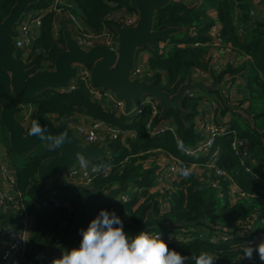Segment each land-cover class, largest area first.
I'll return each instance as SVG.
<instances>
[{
    "label": "trees",
    "instance_id": "trees-1",
    "mask_svg": "<svg viewBox=\"0 0 264 264\" xmlns=\"http://www.w3.org/2000/svg\"><path fill=\"white\" fill-rule=\"evenodd\" d=\"M55 1L37 0L23 16L24 19L40 16V27L30 46L15 53L25 67L52 69L56 56L64 50L63 30L69 31L72 36L81 32L99 34L105 27L111 31V26H121L120 20L114 15L135 14L126 0H63L62 4L56 6ZM250 1H172L155 13L153 29L160 31L168 27H180L185 28V31L161 42L166 43L162 49L157 44L155 52L144 48L150 55L148 66L155 72L149 81L154 80L158 88L169 94H174L195 70L207 71L214 83L225 80L215 99L219 107L225 108L220 112L218 108L213 110V122L224 127L226 132L215 139L216 157L212 156V152L201 157H187L178 150V144L193 148L202 140L196 130L200 99L194 95L186 96L181 103L182 109L188 113L187 123H183L172 110L165 119L153 122L155 129L163 122L172 121L176 126L175 136L168 131L151 136L146 129L148 108L139 115L119 113L115 103L104 96L95 100L92 92L99 89L79 79L70 85L72 89L45 90L25 103L36 108L30 116L27 130L31 128L33 120L39 122L48 119L55 123L78 120V124L87 123L77 118L83 116L90 122H102L122 132L116 140L108 143V157L92 165L97 171L93 174L90 187L96 193H105L123 186V193L128 198L107 203L103 209L115 211L121 220L135 224L142 223L150 210L155 217H167L177 226H160L149 233L160 234L170 249L188 257L207 251L217 258L214 264H247L248 260L240 249L242 242L238 241L235 233L249 230L251 237H257L264 232V174L259 173L258 180H255L246 171L250 161L257 163L264 158V16L252 14ZM14 4L15 0H0V21L5 19ZM209 10L216 12L223 46L229 45L233 56L238 58L237 62L227 64L217 74L209 68L211 46L207 45L210 41L208 33L214 25V20L208 15ZM111 16L113 19H110ZM193 44L198 46L193 47ZM236 81L240 101L238 111L230 112L227 107L230 101L225 95L226 85ZM229 113V121L222 122L220 118ZM233 134L248 145L250 160L246 159L244 165L231 152ZM0 144L6 149L5 158L9 160L15 176L14 190L9 195L14 197L15 193H19L20 196L15 200L34 217L26 246L15 264H48L51 257L56 258L51 255L55 242L63 239L73 221L72 217H66V206L54 207L45 195L37 194L39 184L36 170L43 159L56 153L43 143L37 148L40 155L37 151L27 156L15 153L8 144V135L1 123ZM155 150L179 158V168L189 167L192 162H217L228 178H215L212 172L203 176L192 172L187 179L178 176L171 180L169 189L164 193H149L157 177L154 172L157 165L152 162L144 166V163ZM252 165L257 171L256 166ZM211 182H218V188H212ZM231 182L249 196L237 197L236 202L231 203ZM21 227L20 211L12 208L5 213L0 211V244ZM218 234H226L231 238L210 241ZM168 237H172L173 241L167 242ZM76 243L79 242L72 240L69 245ZM253 260L256 264H262L258 256ZM188 264L193 262L189 260Z\"/></svg>",
    "mask_w": 264,
    "mask_h": 264
},
{
    "label": "water",
    "instance_id": "water-1",
    "mask_svg": "<svg viewBox=\"0 0 264 264\" xmlns=\"http://www.w3.org/2000/svg\"><path fill=\"white\" fill-rule=\"evenodd\" d=\"M130 9L137 15L134 26H111L115 34L117 47L110 50L106 46L96 45L84 50L67 30H63L64 50L59 53L53 63L52 69L39 70L35 67H25L16 58L17 49L13 43L15 28L20 19L28 12L31 5L37 0H15L4 20L0 21V123L8 135V144L12 151L21 155L32 154L43 143L44 139L29 135L16 119L20 103H29L37 94L45 90H66L78 77L79 67L90 69V85L93 88L106 91L113 95L117 102L124 105V113H130L133 103L144 96H150L157 101L160 107L159 119L166 118L168 113L174 111L183 123H187L188 113L182 109L181 103L188 92L213 91L214 88L193 83L190 76L181 84L174 94L161 90L154 80L131 79V70L139 51L148 48L155 52L157 44L172 35L185 31V28L168 27L164 30L153 29V20L156 12L172 1L186 0H126ZM261 0H251L250 7L255 16H261L258 8ZM42 126L52 134L67 130L71 143H64L53 150L56 154L41 161L36 177L39 184L37 194L54 193L56 198L67 206L77 209L74 220L67 229L61 244L57 246L52 255L60 256L68 250L69 242L77 240L80 243L79 230L86 228L89 222L107 203L114 201L124 187L113 188L105 193H96L92 188L75 185L68 182L65 173L71 171L79 160L87 165L108 157L105 146L84 145L80 138L69 128L67 122L55 124L51 120H41ZM108 194V196H105ZM123 230L131 239L140 232H149L160 226H177L167 217H155L153 211L146 213L140 224L122 220ZM184 226V225H179Z\"/></svg>",
    "mask_w": 264,
    "mask_h": 264
},
{
    "label": "built area",
    "instance_id": "built-area-1",
    "mask_svg": "<svg viewBox=\"0 0 264 264\" xmlns=\"http://www.w3.org/2000/svg\"><path fill=\"white\" fill-rule=\"evenodd\" d=\"M196 0H186V2H195ZM264 1V0H263ZM63 0H56V4H62ZM27 14V13H26ZM121 14V13H120ZM116 14L114 17L119 21L121 26L131 27L134 26L137 22V15H120ZM252 14L254 12L252 11ZM113 16L110 17V19ZM15 28V36L13 38V43L17 50L27 49L33 39V36L37 29L40 27V16L31 18H23ZM113 19V18H112ZM210 41L207 45L211 46V54L209 55V68L213 71L217 69L226 53H231V47L229 45L223 46L220 33H214L213 28L209 31ZM72 36V35H71ZM77 43L84 49L88 50L96 45L106 46L110 50H115L117 47L116 37L112 30H108V28H103L102 32L99 34H83L81 32L76 36H72ZM159 48L162 49L164 44L159 43ZM193 47H197L198 44H193ZM140 59V60H139ZM232 63L225 62L224 64ZM204 77L208 76L207 71H200ZM155 75L149 66L148 62L143 60L142 58L136 57L135 64L131 70L130 78L138 79L150 82ZM164 78V77H163ZM162 78V79H163ZM77 79L82 80L86 85H90V69L86 67H79L78 77ZM73 83V82H72ZM71 83V84H72ZM70 84V85H71ZM91 86V85H90ZM70 87V86H69ZM68 87V88H69ZM92 87V86H91ZM71 89L73 87H70ZM99 91H101L99 89ZM94 91L92 92L95 100L101 99L102 96L105 97L106 100L115 103L116 109L119 113H124V105L121 102H117L113 95L106 91ZM191 97L193 94L191 92L187 93V96ZM20 110L19 114L21 115L25 125L30 122V111L26 109L29 104L20 103L18 104ZM148 108L149 109V119L146 124L147 132L154 136L158 132L168 131L175 136L176 126L172 121L167 124L159 125V127L153 129V122L160 121V107L158 106L157 101H155L150 96H144L138 102L133 103L130 108V113L134 115H139L142 111ZM52 121V120H51ZM55 123V122H54ZM69 124V128L80 138L82 144L84 145H98L105 146L107 150V145L110 141L116 140L122 132L117 130L116 128L106 125L102 122H87L78 124L77 121L67 122ZM58 124V123H55ZM28 126V125H27ZM197 132L200 134L202 140L196 144L193 148H184L180 150L184 156L187 157H201L203 155H208L212 152V156H217V152L214 150V143L217 135L225 134V128L219 127L213 121H209V116H202L200 112H198L197 120H196ZM26 129V126L24 127ZM159 128V129H158ZM125 137V135H123ZM1 146V144H0ZM2 147V146H1ZM231 152L234 156L240 161L242 165H244V161L250 160V153L248 151V145L246 141L241 140L237 136L233 134V138L230 143ZM161 152L163 156V161H155L153 157H149L145 160L144 166H149L152 162H155L157 165V169H155L156 180L154 185L150 188L149 193H164L165 190L169 189V183L171 180L176 179L179 175L177 171L181 160L177 157L172 156L171 154L161 151L155 150L153 152ZM217 162L211 161L206 163H196L192 162L190 164V168L192 172L197 174V176L209 175L212 172L215 178H228V174L216 164ZM254 164L257 168V171L253 168ZM202 165V166H201ZM97 171V168L92 165H87L84 161L79 160L74 168L65 173V178L68 182H71L75 185H81L84 187H90V184L93 180V174ZM246 171L255 179L258 180L259 173L264 174V158L258 161L257 163L250 161V165L247 164ZM0 178L2 180V190H0V211L3 213L7 212L9 209H13L16 211H20V215L22 217V227L16 232L14 235H11L7 241L0 244V264H15L18 257L21 255L22 250L25 248L27 241L25 242L22 238L28 239L31 228L33 227L34 217L30 215L20 203L18 204L15 200L16 197H19V193H15V196L12 197L9 194L14 190L15 176L14 172L11 169L9 161L6 160L5 155L0 157ZM212 188H218V182H211ZM46 199L53 205L54 207H60L62 205L66 206L67 213L66 217H72L74 220V216L77 212V209L73 206H67L59 201L54 193H45ZM264 195V190H263ZM244 192L238 187L237 184L231 182L229 184V200L231 203H235L237 197L246 198ZM118 200H126L128 198L127 194L123 192L118 195ZM73 222V221H72ZM263 226H264V218H262ZM149 233V232H148ZM150 235H156L151 234ZM158 234V233H157ZM236 237L241 239L238 241L242 242L240 244V249L248 243L252 242L253 244L259 243L261 239H264V232L257 235V237H251V233L249 230L247 231H239L235 233ZM217 237L212 238L210 241H226L231 238V236H227L226 234L216 235ZM22 237V238H21ZM167 242L173 241L172 237H168L166 239ZM61 244V241H56L53 247V250ZM80 243L69 245L68 250H71L74 247H79ZM53 253V251H52ZM52 255V254H51ZM48 264H51V261L55 259V257H51ZM57 258V257H56ZM247 264H256V261L251 260L247 261Z\"/></svg>",
    "mask_w": 264,
    "mask_h": 264
},
{
    "label": "clouds",
    "instance_id": "clouds-1",
    "mask_svg": "<svg viewBox=\"0 0 264 264\" xmlns=\"http://www.w3.org/2000/svg\"><path fill=\"white\" fill-rule=\"evenodd\" d=\"M29 135L46 140L51 150L59 148L66 142L71 143L67 130L52 134L47 126H42L35 120L31 123ZM178 148L183 150V145L178 144ZM177 171L185 179L193 174L192 169L186 166H181ZM79 232L81 235L79 247L64 250L59 258L51 261V264H188L189 260L193 264H214L217 260L207 251H201L198 255L194 253L191 257L182 255L170 249L160 234L150 235L142 231L130 239L115 211L101 209L88 226ZM22 239L25 242L28 240ZM242 251L247 260L251 261L258 256L264 264V239L256 244L248 242Z\"/></svg>",
    "mask_w": 264,
    "mask_h": 264
},
{
    "label": "crops",
    "instance_id": "crops-1",
    "mask_svg": "<svg viewBox=\"0 0 264 264\" xmlns=\"http://www.w3.org/2000/svg\"><path fill=\"white\" fill-rule=\"evenodd\" d=\"M188 3H190V2H188ZM258 8L261 11V16H264V4L262 6L261 2H260V4L258 5ZM208 15L214 20V25L212 27L213 28V32L214 33H220L221 25H220L219 21L217 20L216 12L213 11V10H209L208 11ZM178 34H180V33H178ZM163 44H166V43H163ZM181 46H183V45H181ZM233 55H234L233 52L225 54V56H224V58L222 60V63L220 64V67L222 69L225 68V66L227 64H230V63L224 64L225 62H232L233 63V61L234 62L238 61V58H236ZM149 56H150L149 53L147 51H145V50H141L137 54V57H140V58H142L143 60H145L147 62H148ZM221 70H219V72ZM219 72H217V73H219ZM189 76H190L191 81L193 83H199V84H201V85H203L205 87H208V88H214L215 86H217L220 91H221L220 86L223 85V83L225 82V80H222L220 83H214L213 78H211L209 74H208V76L204 77L202 74H200V71H198V70L193 71L191 73V75H189ZM237 85H238V81H236L234 84L230 85V88H229L230 91L229 90L227 91V93L225 94L226 97H228V98L230 97L231 98L232 95L235 94V93H236L235 96L239 97V94L237 92ZM233 88H234L235 92H233ZM191 93L196 98L200 99L197 112H200L202 116H209V121L210 122L214 121L213 110H214V108H218L219 107V105H217L216 102H215L216 94L218 93V90H213V91H208V92H206V91H203V92L202 91H192ZM209 94L211 95V98L208 97ZM77 117H78V119L80 121H83V122H88L89 121L88 118H85L83 116H77ZM220 119H225V117H223V118L221 117ZM170 122L171 121L169 120L168 122H163V124H167V123H170ZM27 125L28 124H26V127H27ZM196 130H197V127H196ZM1 146H0V157L2 155H5L4 148H3V146L2 147ZM149 157H153L154 160L158 161V162L159 161H163V156H162V153L160 151L159 152L158 151L157 152H153L152 155L149 156ZM117 200H118V198H116L114 201H117ZM13 234L14 233H12V235ZM59 257H57V258H59Z\"/></svg>",
    "mask_w": 264,
    "mask_h": 264
},
{
    "label": "rangeland",
    "instance_id": "rangeland-1",
    "mask_svg": "<svg viewBox=\"0 0 264 264\" xmlns=\"http://www.w3.org/2000/svg\"><path fill=\"white\" fill-rule=\"evenodd\" d=\"M140 58V57H139ZM140 60V59H139ZM222 68L219 66L217 69H215L214 71H216V73L217 72H219V70H221ZM229 85H230V83L228 82L227 83V85H226V93H227V91H228V89H229ZM220 91V90H219ZM230 91V90H229ZM233 92H235L234 91V88H233ZM236 95V93L235 94H233L232 95V97L230 98H228L229 99V101H230V103H228V106L227 107H229L230 109V112L231 111H238V109H237V106L239 105V101H240V97H237V96H235ZM208 97H210L211 98V95L209 94L208 95ZM236 105V106H235ZM219 108V112L221 111V110H223L225 107H223V106H220V107H218ZM26 109L28 110V111H30V116H31V114H33L34 113V111H35V106L34 105H29V106H27L26 107ZM214 109H216V108H214ZM132 114V113H131ZM230 113L229 114H226V116H225V119H221L222 120V122H227V121H229V119H230ZM78 118V117H77ZM16 119H17V121L23 126V127H25L26 125H25V123H24V121H23V119H22V117H21V115L18 113L17 115H16ZM77 120V119H76ZM78 121V120H77ZM3 148H4V152L6 153V149H5V147L3 146ZM37 151V149L34 151V152H36ZM33 152V153H34ZM40 152L39 151H37V154H39ZM40 155V154H39ZM9 161V160H8ZM140 201H142V200H140ZM139 203H141V202H139Z\"/></svg>",
    "mask_w": 264,
    "mask_h": 264
}]
</instances>
